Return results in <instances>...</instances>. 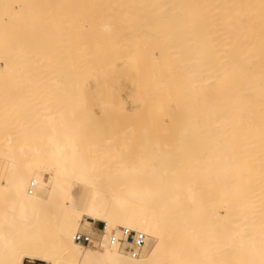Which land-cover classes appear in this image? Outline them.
<instances>
[{
  "label": "bare ground",
  "instance_id": "bare-ground-1",
  "mask_svg": "<svg viewBox=\"0 0 264 264\" xmlns=\"http://www.w3.org/2000/svg\"><path fill=\"white\" fill-rule=\"evenodd\" d=\"M4 48L11 51L7 53L14 55L11 57L10 54L7 55L5 52L6 55H0V60L3 58L4 63L8 66L18 62L15 64L17 67L14 68L16 71L12 70L13 73L4 64L8 68L7 71L13 75L6 72L12 78V81L10 80V82L8 79L9 82H7L8 77L3 72L0 76L4 74L2 77H5L6 80L5 82L1 81L0 77V83L2 86L3 84L6 85V82L7 84L11 83L13 87L8 84L9 89H7L6 85L7 88L4 87V92L2 91L4 88L1 89L0 85V94L3 92L7 96L9 95L10 99L11 94L16 96L20 88L18 86V89L14 90L16 89V83L17 85L22 84L26 89L22 86L20 88V91L23 90L21 93L23 97L21 95L19 97V94L16 97L12 96L15 101L19 100L12 105L14 108L8 105L10 103L9 97L0 96L1 101H5L4 99H6V102L7 100L9 101V103L7 102V108H1L3 105H0L2 109H0V119L4 118V122L0 124L6 123L2 129L8 124L10 126V122L14 121L13 119H16L17 116V121L19 117L27 116L30 113L29 111H31V105H33L34 114H32L34 115V120H36L34 110L37 109L36 111L39 113L41 110L47 111V113H43V111L41 113L45 115L43 117L45 118V127L48 129L47 125H49L50 132L42 128L41 131L47 132V134L42 132L41 135L43 136L40 135V132H38L39 134L33 132L26 135L27 132L24 133L25 131H20L23 133L21 135L19 130L23 128L24 121L28 123L32 119L29 118L31 114L28 115L29 120L26 116V120L21 117L23 121L19 120L22 122V124L19 122L20 125L18 123L15 124V121L12 122L16 126L18 125L19 128L23 125L20 129H16L15 126L16 130L19 129L16 132L19 137L22 136V140L23 136L29 137V135L33 134V137H36L33 138L34 140H37V135H40L42 138L41 142L46 143L44 150L39 143L34 144L38 147L40 146L39 148L42 151H47V153L44 152L47 154H44L47 158H43V160L41 157L43 152L38 154L41 150L38 149L39 152L35 150L37 152L36 155H40L41 160L39 161H45L46 159L45 165L44 162L40 163L38 161V157H35L36 155L33 151L35 155H33L35 157L33 160L42 166L37 165V162H31L32 160L26 162L27 158H30L29 153L33 150L29 152V149L34 148L32 144H25L26 146L31 145V147H22L24 151L20 146L22 149L20 151L24 153L26 151L22 155V157H27L25 158L26 160H23V157V163L18 159L19 157L16 159L15 155L18 156L16 153L19 152V148L16 147V149L12 145H15L18 140L21 141V144L23 142L17 135H12L14 132L12 123L11 140H14V143L13 141H5L4 146L2 138H0L2 143L0 148L6 147L5 149L7 150V152H5L6 150L4 151L7 158L3 159H8V163H10L11 159L9 158L13 154L17 160L11 163L13 164L12 174L7 181V175L12 167L0 157L3 163L5 162V167L7 166L6 164H8V168L10 166L9 169H6L4 165L2 166V161L0 160V166L5 169L3 170L1 167L0 173L3 171L7 173L4 174L7 176L6 180L0 177L2 178L0 191L3 192L9 188L5 194L0 195V264H23L26 258L44 260L53 264H190L189 261L191 259L189 258L194 259L191 264H196V262L197 264H264V205H261L264 204V194L261 196L264 193V0H0V52H4ZM56 48L59 49L58 52H55ZM61 48H65L64 51ZM48 49L52 51L56 49L53 51V57H60L53 62L51 56L47 55L49 60H44L46 57V52L44 51ZM19 50L20 55L17 54ZM66 50H70L72 54L67 53ZM12 51L16 52L13 53ZM32 51L37 54L33 55ZM65 51L67 55H73L75 58L73 51L78 52L76 53L77 59L72 60H79V62H73L72 66L80 63V66L78 64L77 66L79 67L75 66L73 70L75 73L78 70L82 72L80 74L78 71L75 76L80 74L81 80H84L86 84L94 78L102 81H112L115 84L114 79L125 74L131 84L129 86V98L132 96L133 98H137V96L145 98V95L146 100L149 96L157 98L159 100L156 105L157 113L164 114V116L171 109H175L176 111L170 112H175L177 116L180 115V117L178 116L179 120L182 116L181 123L185 121L187 125L188 123L186 122L189 121L188 125L191 126L182 124L183 128H185L184 131L186 127L188 130L187 134L182 132L185 135L184 139L189 140L191 138L190 140H194L192 134H196V138H194L197 140V144L195 143L194 145L192 143V146H194L191 147L190 140H187V147L186 145L184 148L180 147L181 149L179 148L178 152L172 151L173 154L166 153V150L162 149H166L164 146L161 147L156 143L151 145V141L146 142L145 139H141L142 142L143 140L145 141L143 142L145 152H142L143 148H141L140 152L144 156L147 154L146 157L148 159L144 156L145 159L137 158L139 155L136 153V159L132 156L134 161L139 159L136 163H131L130 161V164L126 163L128 162V159H126L127 161L123 166L124 169L117 165L122 169V174L119 177L117 176L120 178L121 183L116 196L112 198L107 189L109 185L106 183V186L102 184V175H99L101 179L96 175V170L90 160L92 158L87 154L90 151L89 147H87L88 149L85 148L89 146V141L86 143L87 137L85 140V134L87 135V133L90 134L91 132L89 136H93L96 132L93 128V130L89 129L86 125L85 128L83 122L80 123L81 121L79 120L84 119V117L85 120L89 121L91 119V122L93 120L89 115L87 116L88 112L85 111L87 109L90 110V105L86 109L87 106L82 105L84 101H80L81 99H87V97L92 99L93 90L90 91L91 89L85 88V91L79 88L81 80L77 82L76 78L80 77L71 78L70 75L74 76V71L70 74L68 73L67 84H72L71 86L68 84L67 89L72 95L75 108H77V110L74 109L76 111L74 115L77 112L79 115L81 114V118L77 114V119L75 120L74 117L67 113L69 106L66 101L64 102L66 99L60 94L62 91L59 89L58 84H62V82H58L59 77L57 75L59 71H56L58 67L56 68L55 64L58 61L59 63L61 61V65L67 64L65 62L62 63L64 58H61L62 54L65 56ZM58 53L60 54L59 56H57ZM25 56H29V58ZM47 57L46 59H48ZM30 59L34 62L31 63ZM27 60L29 63H27ZM5 61L11 62L7 64ZM13 61L14 63L12 64ZM21 61L24 62L22 68L26 64L29 66L32 64L35 71L29 66H25V69H23L27 72L26 69L29 68L30 74L28 72L26 74L21 68L18 71L17 68L21 67L20 64H22ZM39 61H41L43 69H40ZM51 61L54 65H51L53 64ZM35 62L39 65V68ZM35 65H37V69L34 68ZM56 65L60 67L58 63ZM48 66L53 67L55 70L52 68V72ZM72 66L68 68L70 72ZM46 67L48 68L45 73L44 68ZM36 70L38 72L44 70L40 71L38 75L40 78L42 77L40 80L42 84L40 85L48 84L47 87L46 85H44L45 87H41L39 84L36 85V81L40 83ZM48 71L53 73L50 72L53 78H51ZM54 71L56 72L54 73ZM21 72L22 75L20 76ZM31 73L34 77L30 76ZM41 73L46 76V82ZM23 75H28V78L23 77L21 79ZM34 78H37L33 82L35 86L29 82L34 81ZM55 78L57 79L56 81ZM24 79H26V82ZM21 80L23 83L25 82L24 85L26 86L23 83H18ZM103 82L100 83L98 89L101 90V87L104 89L106 83L104 82L103 84ZM112 82H107L108 93L111 90H109L110 85H113L111 84ZM52 86L57 92L51 89ZM33 87L37 88L34 89ZM29 88L35 90V92L38 91V93L41 88H43L42 93H53L52 95L44 94L45 97L41 93L38 95V93ZM10 89L11 91H9ZM113 89L115 90L116 88ZM27 90L31 93L27 92ZM6 91L8 92L6 93ZM78 91H80L82 96L77 95ZM87 91H90L89 93L91 94ZM82 92H84V95ZM101 93L100 96L102 95V98L104 97L105 99L106 90L104 89ZM24 94H28L31 97L34 96L35 100L27 95L24 97ZM88 94L90 96H87ZM115 94L112 97L117 98H114V100L118 101V103L115 101L116 109H111L107 103L105 106L107 105L111 112L112 110L117 111L116 114H118L119 110V112L123 113L124 110L121 107L123 105L119 104L120 98H118L117 93ZM17 97L19 98L16 99ZM96 97L102 100L97 94ZM112 97L110 98L112 99ZM22 98H25V101L29 98L28 103L24 101L25 104H23L22 101L24 99ZM50 98L52 100L56 99V101L51 102ZM43 100L46 101V105L43 104L45 103ZM146 100L142 103L144 108L142 105L143 109L141 107L140 109L138 108L141 110L140 113L145 114L148 110L147 114L150 115L151 112L155 114V110H150L153 109L152 106H148L150 104L149 100H147V103ZM34 101L36 105H34ZM77 101L83 107L79 105V108L76 107ZM87 101L90 102L89 99ZM131 101L133 102V99ZM48 102H51V104ZM56 102L60 105H56ZM95 102H97L96 99ZM107 102L109 103V101ZM153 102H155L154 99ZM20 104L23 105L20 106ZM28 104L29 106H27ZM133 104L136 103L134 102ZM40 105L44 107L38 108ZM26 106L29 107L27 112L24 109ZM47 106L49 110H46ZM60 106L67 107V111H65V108H60ZM21 107L27 114L21 115L23 112L20 111ZM52 107L54 111H52ZM4 108L6 112L3 111ZM15 108L19 109L20 113ZM58 108H60V112H57ZM80 108L83 113L80 112ZM104 108L106 109V107ZM139 110L135 113V110L133 113L132 111L129 112L139 119L141 116ZM9 111H17L15 114L18 115L10 117ZM137 113L139 117L136 116ZM3 114H6L7 118H1ZM43 114H41V117ZM8 116L10 121H8ZM114 116L118 117L119 115ZM154 116L152 119L156 118ZM187 117H190V119ZM5 118L8 123L5 122ZM160 118L162 119V117ZM186 118L189 120H186ZM87 120L85 123L90 122ZM142 120L143 118L137 120V122H142ZM38 121L37 123L35 122V125L41 124ZM77 121H79V125H77ZM130 121L128 120V124ZM132 121L133 124L136 122L135 119ZM150 121L153 123L154 120L148 121L151 125ZM157 121L160 122V120ZM123 122L125 124V121ZM141 122L137 124L140 125ZM29 123L28 126H30ZM156 123L158 122H155V125ZM133 124L130 126H134ZM161 124L160 127H162ZM35 125L32 124L30 128ZM77 126L84 127V131L82 128L77 129ZM95 126L97 125L95 124ZM66 127L69 130L73 129L71 132L65 133L68 131ZM171 127L173 126L171 125ZM155 128L158 129V126ZM6 129L8 130L7 135H9L10 128L7 127ZM61 129H65V132L59 133V131H62ZM193 129L197 130V132L191 134L189 130L192 131ZM23 130H26L25 127ZM77 130L78 133H76ZM4 131L5 129L0 131L1 134H4L3 139L6 134ZM79 131H81V134L85 132L84 136L81 137H84V143L87 145L80 143L82 138ZM110 131L108 132L110 133ZM124 131L127 132L125 129ZM139 131L141 132V130ZM100 132L101 129L99 130ZM49 133L50 135H48ZM102 133L104 134V132ZM45 134L48 135V138L44 136ZM155 134L157 135V133ZM77 135L81 140L78 139ZM117 135L119 137L122 134L120 133L119 135L118 133ZM13 136L19 139L15 142ZM102 136L101 142L104 139ZM28 137H25V140L27 138L30 142L32 137L31 140ZM91 139L93 140L94 138L91 137ZM97 141L99 142V140ZM147 141H149V138ZM7 142H10L9 145ZM32 142L34 143L33 140ZM109 143L106 144L109 145ZM187 143H189L190 147ZM18 145L19 142H17L16 146ZM9 146L11 147L9 148ZM104 146L101 149L104 148L106 152L110 145L107 148V145ZM83 147L87 150V153ZM91 147L90 145V149L94 152L95 147ZM145 147L149 149L147 153ZM46 148L47 150H45ZM8 149H11L10 152ZM12 149H16L13 151H16V153H12ZM98 151L97 153H99ZM0 152L3 154V151ZM8 152L9 155H7ZM21 153L19 152V154ZM26 155H29V157ZM116 156L118 157V155ZM22 157L20 156V159ZM96 157L98 158L100 155ZM99 160H97V163ZM101 160L99 163L103 162ZM113 161L117 162V159L112 160V163H114ZM182 161H187L186 164L188 165L185 166V162L182 165ZM19 165H23L25 168L20 167V169L18 168ZM108 166L109 164L105 168ZM96 168L99 169L100 167L97 165ZM114 169H105L103 174L109 170L112 171V174H115L113 173ZM118 170L120 172V169ZM118 170L115 169L117 172ZM198 171L204 175L203 177H209V180L210 177H212L211 180H217H215V183L213 182L216 185L213 188L216 190L219 188L222 192L221 190L214 191V189L213 191L214 193L219 192V195L222 193V196L220 195L222 198L220 197L221 201L216 198L217 202H215L216 200L211 197L210 201L219 205L221 203L222 206L224 205L223 208L213 204L217 205L213 209L212 203L209 202L212 206L210 208L214 211L207 210V206L204 203L206 200L203 202L202 199H208V196L207 198H201L198 192L202 189L207 190V188H198L199 186H197V189H199L197 190L194 186L201 183L199 178L196 179H199L200 182L197 181L198 183L194 182V184L185 182V185L182 182L183 176L198 174ZM180 175L183 177L181 181L178 180ZM191 176L194 181V176ZM188 177L186 178L185 176L186 181L190 180ZM179 181L180 187H178ZM7 185H11L16 192L12 190L13 194H11L9 191L11 188ZM181 186H184V188ZM204 190H202L203 192L201 191L203 196L208 192L205 191L204 193ZM212 194L213 192L210 196ZM219 195L216 197L219 198ZM258 195L263 198V201L259 199L260 196ZM226 196L227 198H225ZM218 207L224 210L223 213L215 210ZM116 209L121 211L120 216H117ZM98 221L104 222L106 227L102 231L97 232V234L95 233V244L85 246L73 239V234L77 231H94V223ZM166 221H168L169 226L177 230L178 242L176 249L174 248L175 242L172 240L176 232L170 231L166 233L164 231V223ZM122 227L142 231L147 235L146 244L139 257H130L120 250L119 239ZM113 235L116 237L114 242L111 240ZM161 236L167 239L163 240ZM183 258L188 263L182 261ZM196 259L197 261L195 262Z\"/></svg>",
  "mask_w": 264,
  "mask_h": 264
},
{
  "label": "rangeland",
  "instance_id": "rangeland-1",
  "mask_svg": "<svg viewBox=\"0 0 264 264\" xmlns=\"http://www.w3.org/2000/svg\"><path fill=\"white\" fill-rule=\"evenodd\" d=\"M58 48H59V47H58ZM56 49H57V48H56ZM56 49H55V50H56ZM61 49H63L62 51H64L65 48H61ZM55 50H53V51H55ZM58 50H59V49H57L55 52H58ZM8 51H9V50H8L7 48H4V52H0V55H1V54H2V55H6L5 52L7 53ZM16 51H17V50H16ZM16 51H14V52H16ZM53 51L50 50V49H48V50H45L44 52H46V54H45L46 57H47V55H48L49 57L51 56V58H52V60H53V62H54V60L56 61V60L60 57V56H59L60 54L58 53V55H57V56H59L58 58L53 57V53H54ZM66 51H67V53L69 52L70 54H72V52H71L70 50H66ZM66 51L64 52L65 56H64L63 54L61 55V58H64V59H63L64 61H63L62 59H61V60L63 61L62 63L65 62V64H66V63H67V64H66V65H64V64L61 65V64H60L61 61H60V63H59V61L56 62V64L58 63V64L60 65V67H59L58 65L55 64V67H56V68H57V67L59 68V69L57 68V70H56V71H59V73L57 72L58 75H57V73H56V75L59 77V79H58L59 81H58V82H62V84H58L59 86H58V85H57V86H58L59 89L62 91L60 94H62L63 97H64V99H66V100H64V99H61V100H64V102L66 101V104H68V106H69L68 111L66 110L67 107L65 108V107H63V106H60V108H62V109L65 108V111H67V113H69V115H71L72 117H74V120H75V119H77L76 115H77V114L79 115V113L77 112L76 115H74V112H76V111H74V109L77 110V108H75V105H74V101H73L72 95L69 93V89H67V88H68V84H69V83L67 84V82H68V80H67L68 76H67V75H68V73L70 74V73H72V71H74L73 69L75 68V66H77L78 64H79V66H80V63L76 64L77 62H79V60H77V61H73V60H72V59H74V60L77 59V55H76V53H78L77 51H76V52L73 51V54L75 53L74 56H76V58L73 57V55H69V54L67 55ZM9 52H11V51H9ZM12 52H13V51H12ZM14 52H13V53H14ZM26 52H28V51H26ZM59 52H60V51H59ZM23 53H25V52H23ZM29 53H31V52H29ZM41 53H42V52H41ZM47 53H48V54H47ZM61 53H62V52H61ZM8 54H10V53H7V55H8ZM15 54H16V53H15ZM17 54L20 55V50H19V53H17ZM32 54L34 55L35 53L32 51ZM36 54H37V53H36ZM36 54H35V55H36ZM10 55H11V57H13L12 55H14V54H10ZM10 55H9V57H10ZM28 55H29V54H28ZM30 55H31V54H30ZM33 55H31V56H33ZM55 55H56V54H55ZM66 55H67V58L65 59ZM62 56H64V57H62ZM25 57H26V56H25ZM25 57H24V59H25ZM44 57H45V56H44ZM46 57H45L44 60H49V57H47L48 59H46ZM26 58H29V56H27ZM42 58H43V56H42ZM51 58H50V59H51ZM54 58H55V59H54ZM22 59H23V58H22ZM24 59H23V60H24ZM36 60H38V59L36 58ZM71 60H72V61H71ZM11 61H12V60H11ZM11 61H10V62H11ZM16 61H17V60H16ZM19 61H20V60H19ZM27 61H28V60H27ZM31 61H32V62H31ZM5 62H7V64L10 63V62H8V61H5ZM17 62H18V61H17ZM17 62H16V63H17ZM21 62H22V61H21ZM25 62H26V60H25ZM30 62L33 63L34 61H33L32 59H30ZM39 62H40V63H39ZM39 62H38V63L41 65V66H40V67H41L40 69H43V66H42V64H41V61H39ZM47 62H48V61H47ZM53 62L51 61V63H53ZM69 62H70V63H69ZM73 62H76V63H75L76 65L73 64L74 66H72V63H73ZM13 63H14V61L12 62V64H13ZM16 63H14L13 65H9V66H8V65H6V64L4 63V59L2 58V59L0 60V75H1V73H3V72H4V73H6V72L8 73V72H9V71H7L8 68H10V69H9L10 71H12V70L14 71V70H15L14 68L17 67V65H15ZM23 63H24V62H22V64H20L21 67L18 66V67H19V68H17L18 71L20 70V68L24 71V69H25L24 67H25V66H29L28 64H26V65L23 66V68H24V69H23V68H22ZM27 63H29V61H28ZM35 63H36V62H35ZM43 63H45V62L43 61ZM4 64L6 65V67L8 66V68H6V67L4 66ZM36 64H37V63H36ZM49 64H50V63H49ZM68 64H69V65H68ZM14 65H15V66H14ZM37 65H38V64H37ZM37 65H35L34 68L37 69V67H36ZM44 65H45V64H44ZM51 65H54V63L51 64ZM13 66H14V67H13ZM64 66L66 67V69H65ZM71 66H72V68H71L72 70L70 69V70H71V72H70L68 68H70ZM79 66H77V67H79ZM4 67L6 68V70H5ZM29 67H32V64H31V66H29ZM44 67H45V66H44ZM48 67H49V66H48ZM48 67L44 68L45 71H44V70H40V71H44V72L46 73V70H47ZM73 67H74V68H73ZM26 68H27V67H26ZM38 68H39V65H38ZM49 68H50L51 71L53 72V70H52L53 67H52V68L49 67ZM2 69H4V70L1 71ZM28 69H29V68H28ZM28 69H26V70H27V72L30 74L31 71H30V70L28 71ZM32 69H33V67H32ZM53 69H54V68H53ZM67 69H68V70H67ZM76 69H77V68H76ZM76 69H75V70H76ZM79 69H80V68H79ZM54 70H55V69H54ZM81 70H82V69H81ZM13 71H12V73H13ZM15 71H16V70H15ZM18 71H17V72H18ZM33 71H35V70L33 69ZM40 71H39V72H40ZM51 71H48L49 75H50V72H51ZM56 71H54V73H55ZM78 71H79V72H78ZM78 71H76V73H75V71H74V72H73L74 76L72 75V76H73V77H72V76L70 75V77H71V78H76V77H78V76L82 73L80 70H78ZM24 72H25V71H24ZM27 72H25V73L27 74ZM36 72H37V73H36ZM36 72H34V73H36V75H38L39 72H38L37 70H36ZM52 72H51V73H52ZM77 72H78V73L81 72V73H80L78 76H75L76 74H78ZM7 73H6V75H7V77H8V78L6 77V78H7V82H9L10 80L12 81V78L9 76L10 72H9V74H7ZM12 73H11L10 75H12ZM42 73H43V72H42ZM42 73H41V74H42ZM15 74H16V73H15ZM17 74H19V73H17ZM23 74H24V73H23ZM29 74H28V75H29ZM52 74H53V73H52ZM3 75H4V74H3ZM3 75H2V76H3ZM21 75H22V72H21L20 76H21ZM28 75H27V76H26V75H25V76L23 75L21 79H23V77H24V78H25V77L28 78ZM33 75H34V74H33ZM46 75H47V74H46ZM54 75H55V74H54ZM2 76H0V77H1V81H4V82H5L6 79H5V77L3 78ZM12 76H13V75H12ZM15 76H17V75H15ZM15 76H14V78H15ZM20 76H19V77H20ZM30 76H32V73H31ZM42 76L45 78V82H46V79H47L46 76L43 75V74H42ZM50 76H51V75H50ZM50 76H49V77H50ZM57 76H56V77H57ZM80 76H81V75H80ZM80 76H79V77H80ZM32 77H34V76H32ZM35 77H37V76H35ZM38 77H39V75H38ZM49 77H48V79H49ZM58 77H57V78H58ZM10 78H11V79H10ZM29 78H30V77H29ZM51 78H53V77L51 76ZM8 79H9V81H8ZM30 79H32V78H30ZM41 79H42V77H41V78L39 77V80H38V81H40ZM68 79H69V78H68ZM76 79H77V82H78L79 80H81V77H80V78H76ZM116 79H117V80H116ZM116 79H114V80H115V82H114L115 84H113L112 81H104V80H103V81L106 83V85H104V89L106 90V94H107V95H105V97H106V98L108 97L107 99H106V98L104 99V97L102 98V95L100 96V94H102L101 92H103V90H104V89H102L103 87H101V90H102V91H101L100 89H98V87H100V83L103 82L101 79H97V78L91 79V81H89L88 84H86V83L84 82V80H83V81L81 80V86H82V87L79 85V86H80L79 88H82V90H85V91H86V89H88V90L91 89L90 91L93 90L92 94L89 93L90 91H89V92L87 91L89 94H91V95H93V96L91 97L92 99H90V98L87 97V99L90 100L91 104H89L90 102L87 101L86 98H85L86 100H85V99H84V100L81 99L80 101H84V102H82V105L84 104L85 106H87L86 109L88 108V105H90V110H88V109H87L88 111L85 110L86 112H88L87 116L89 115V117L92 118L93 120H94V118H96V119H95V121L92 120V122L90 121V120H91L90 118H88V119H90V120H89L90 122L86 119L89 123H85V122H86L85 117H84V119H79V120L81 121L80 123L83 122V124H84L83 126L86 125L89 129H92V128H93L94 131L96 132L97 136H96L95 132H94L95 135H93V136H89V135H91V132H90V131H89L90 134L87 133V135H88L89 137L85 134V132H83V133H82L83 135H82V134H81V131H82V129H83L84 127L82 128V126H80V127L77 126V129L82 128L81 131H79L80 134H81L80 137H81V136H84V134H85V136H84V137H85V140H86V137H87V141H86V143L89 141V142H88L89 146H86V147L84 146L86 149H88L87 147H89V150H90L89 153L86 152L87 150H85L84 147H83V149H84L85 152L88 154V156L92 158V159H90V160H91V162H92V164H93L94 169L96 170L95 172H96V175L98 176V178L101 179V176H99V175H102V179H101V181H103L102 184H104L105 186H106V184L109 185V188H108V186H107V189H108V192L111 194V197H112V198H113L114 196H116V194H117V192H118V189L120 188V185H119V184L121 183V180H120V178H118V177L122 174V169L119 168V167H122V168H123V166L125 165V162L127 161L126 159H128V162H126V163H129V161H130L131 163H136V162L139 160V159H137V161H136V160L134 161V158H135V156H137V155H139V156H137V158H142V159H143V158L145 157L146 159H148V158L146 157V155H147L146 153H147L148 150H149L147 147H145V148L147 149V150H146V153H145V154H146L145 156H144V154H142V153L140 152V151H141V148H143V151H142V152H145V151H144V145H143L144 143H143V142H145V141H146V142H150V141H151V142H150L151 145H152V143H154V144L156 143V144L160 145L161 147L164 146L166 149H164V148H162V149H163V150H166V151H165L166 153H167V152H168V153H173V152H176L177 150H179L180 147H183V148H184L185 145H186V142H187V140H188V139H184V138H185V135L182 134V132H185V134L188 133V132H187V131H188V130H187V127H186V130L184 131L185 128H183V125H182L183 123H184V125H186V124H185V121H182L183 123H181V118H182V116H181V118H180V120H179L178 118L180 117V115H178V116H179V117H178V116L176 115L175 112L171 113L172 111H176L175 109H173V110L171 109V110H170L171 112H170V111L167 112V113L165 114V116H164V114H160V113L158 114V113H157L156 105H157V103L159 102V100H158L157 98H155V97L149 96V97H147V100H149V102H150V104H148V106L151 105L153 109H150L151 106L148 107V108H149L150 110H152V111L155 110V114L152 113V112H151V113L149 112L150 115H151V116H150L149 114H147L148 110H147V112L145 113L146 115L143 114V113H140L141 110H139V109H140L141 105H142V107L144 108V105H143L142 103L144 102V100H146V99H145V98H146V95H145V98H144V97L142 98V96H137V98L134 97V98H136V99H134L133 96L129 98V96H128V95H129V86H131V84L129 83V79L127 78V76H126L125 74H123V76L121 75V76L117 77ZM13 80H14V79H13ZM15 80H16V78H15ZM24 80H25V82H26V79H24ZM36 80H37V78H36V79L34 78V81H32V82L29 81V80H28V81L31 83V85L33 84V86H35V83H33V82H35ZM56 80H57V79L55 78V81H56ZM114 80H113V81H114ZM11 81H10V82H11ZM50 81H51V80H50ZM55 81H54V83H55ZM70 81H71V79H70ZM4 82H3V83H4ZM7 82L5 83V84L7 85V87H8V84L11 85L10 87H13V86H12L13 84H11V83H8V84H7ZM14 82H15V81H14ZM25 82H24V83H25ZM48 82H49V81H48ZM58 82H57V83H58ZM71 82H72V81H71ZM104 82H103V84H104ZM107 82H108V83H109V82H112L111 84H113V85H110V84H109V85H110L109 90L111 89L110 92H109V93H110V96H109L108 89H107L108 87L106 88V86L108 85ZM12 83H13V82H12ZM18 83H23V82H22V80H21V81H18ZM24 83H23V85H24ZM43 83H44V80H43ZM26 84H28V83H26ZM38 84H39V85L42 84V81H40V83H38V82L36 81V85H38ZM51 84H52V83H51ZM71 84H72V83H71ZM71 84H69V85L71 86ZM0 85H1V87H2L1 89H3L4 87L7 88L6 85H4V84H3V86H2V84L0 83ZM44 85H46V84H44ZM44 85H43V86H44ZM47 85H48V84H47ZM47 85H46V87H47ZM53 85H54V84H53ZM98 85H99V86H98ZM18 86H19L20 88L23 87L22 84H21V85H17V83H16V89H14V90H17V89H18ZM21 86H22V87H21ZM24 86H26V85H24ZM28 86H30V85L28 84ZM40 86H41V85H40ZM43 86H41V87H43ZM54 86H55V85H54ZM70 86H69V87H70ZM87 86H88V88H87ZM102 86H103V85H102ZM113 86H114V87H113ZM37 87H38V86H37ZM37 87H35V88H37ZM44 87H45V86H44ZM58 87H57V88H58ZM112 87H113V88H116V89L114 90ZM117 87H118V88H117ZM125 87H127V88H125ZM5 88H4L2 91L5 92ZM20 88H19V91H20ZM23 88L26 89V87H23ZM33 88H34V87H33ZM35 88H34V89H35ZM85 88H86V89H85ZM124 88H125V89H124ZM7 89H9V87H8ZM7 89H6V90H7ZM11 89H12V88H11ZM11 89H10L9 91H11ZM29 89H31V88H29ZM39 89H40V87H39ZM42 89H43V88H41V90H39V91H40L39 93H38V91L35 92V90H33V89H31V90H33L35 93H38V95H39L40 93H41L42 95H44V94H46V95H48V94H49V95H52V93H53V92H52V93H48V94H47V93H42V91H43ZM44 89H45V88H44ZM48 89H49V88H48ZM48 89H47V90H48ZM51 89L54 90L53 86L51 87ZM37 90H38V89H37ZM57 90H58V89H57ZM60 90H58V91L60 92ZM12 91H13V90H12ZM19 91H18V92H19ZM54 91H56V90H54ZM80 91H81V90H80ZM80 91H78L79 93L76 92V93H78V94H77L78 96L81 95V94H80ZM85 91H84V92H85ZM96 91H97V92H96ZM0 92H1V91H0ZM7 92H8V91H6V93H7ZM16 92H17V91H16ZM18 92H17V95H16V96H18V94H19V97H20V95H21V93L23 92V90H21L20 93H18ZM27 92H30V91L27 90ZM44 92H45V90H44ZM46 92H47V91H46ZM56 92H57V91H56ZM84 92H82L83 95H84ZM95 92H96V94L98 95V97H100L102 100H99L97 97L95 98V96H96ZM104 92H105V91H104ZM11 93H12V92H11ZM24 93H25V91H24ZM30 93H31V92H30ZM76 93H75V94H76ZM115 93H117V94H118V98H120V100H119V104H120V105H123V106H121V107H123L122 109L124 110L123 113H122V112H119L120 110L118 111V114H116L117 111H115V110H112V112L110 111V108H111V109H116V102H115V101H117V100H114V98H115V99H117V98H116V97H114V98L112 97V96H114ZM54 94H56V93H54ZM60 94H59V95H60ZM89 94H88L87 96H90ZM104 94H105V93H104ZM1 95H4V96H2V97L7 96V95L3 94V92H2V94H0V96H1ZM11 95H12V96H15L14 94H11ZM11 95H10V96H11ZM26 95H27L29 98H34V96L31 97V96H29L28 94H26ZM26 95L24 94V97H25ZM33 95H34V94H33ZM62 95H60V96H62ZM115 95H116V94H115ZM12 96H11V99H10L9 95L7 96V97H9L8 100L10 99V100H9L10 103L13 102L12 104H10L9 101L7 100V102L9 103L8 105H10V106H12V105L14 104V102L19 101V100L15 101V99H13ZM16 96H15V97H16ZM21 96L23 97V95H21ZM40 96H41V95H40ZM44 96H45V95H44ZM44 96H41V97H44ZM53 96H54V95H53ZM53 96H52V98H54ZM81 96H82V95H81ZM147 96H148V95H147ZM7 97H5V98H7ZM19 97H17L16 99H18ZM36 97H37V96H36ZM45 97H46V96H45ZM48 97H49V96H48ZM50 97H51V96H50ZM84 97H85V96H84ZM84 97H82V98H84ZM110 97H112V99H111ZM29 98H28V100H29ZM52 98H50V99H51V100H50L51 102H53L54 100L56 101V99H57V97H55L56 99H54V100H52ZM59 98H61V97H59ZM79 98H80V97H79ZM121 98H122V99H121ZM2 99H4V98H2ZM22 99H24V100L22 101L23 104H25V102L28 103V100L25 101V100H26L25 98H22ZM45 99H46V98H45ZM95 99L97 100V102H95ZM131 99H133V102L131 101ZM142 99H143V100H142ZM153 99L155 100V102H153ZM4 100H5V101H1V98H0V102H2V103L5 102V103H3V104L0 103L1 106L3 105L1 108H3V107L7 108V102H6V99H4ZM11 100H13V101H11ZM34 100H35V98H34ZM46 100H47V99H46ZM59 100H60V99H59ZM78 100H79V99H78ZM140 100H141V101H140ZM147 100H146V103H147ZM24 101H25V102H24ZM32 101H33V100H32ZM44 101H45V100H43V102H44ZM55 101H54V102H55ZM99 101H101V102H99ZM105 101H106V102H105ZM107 101H109L110 105H109V103H108ZM136 101H137V102H136ZM157 101H158V102H157ZM37 102H39V101H37ZM51 102H48V103L51 104ZM58 102L60 103V101H58ZM64 102H63V104H65ZM85 102H86V103H85ZM88 102H89V103H88ZM134 102H135L136 104H133ZM19 103H20V102H19ZM19 103H18V104H19ZM78 103H79V101H77V103H76L77 106H76V107L79 108V106H82V105H81V104L79 105ZM92 103H93V104H92ZM101 103H102V104H101ZM106 103H107V105H108L110 108H109L107 105L105 106ZM117 103H118V101H117ZM122 103H123V104H122ZM146 103H145V104H146ZM23 104H22V105H23ZM30 104H31V103H30ZM39 104H41V103L39 102ZM39 104H38V105H39ZM43 104L46 105V101H45V103H43ZM86 104H87V105H86ZM15 105H16V103H15ZM22 105L20 104V106H22ZM34 105H36V104H35V101H34ZM52 105H53V104H52ZM56 105H60V104H58V103L56 102ZM56 105H55V106H56ZM61 105H62V101H61ZM78 105H79V106H78ZM102 105H103V106H102ZM126 105H127V106H126ZM146 105H147V104H146ZM24 106H25V105H24ZM27 106H29V104H28ZM27 106H26V107H27ZM41 106H43V105H40V107L38 106V108H41ZM64 106H65V105H64ZM85 106H84V107H85ZM154 106H155V108H154ZM12 107L14 108V106H12ZM12 107H10V108H12ZM17 107H19V106H17ZM26 107H24V109H25V111L27 112V110H28L29 107H27V108H26ZM31 107L34 108L33 105H31ZM35 107H36V106H35ZM43 107H44V106H43ZM47 107H48V106H47ZM47 107H46V108H47ZM82 107H83V106H82ZM91 107H92V108H91ZM104 107H106V109H105ZM118 107H120V106H118ZM118 107H117V108H118ZM121 107H120V108H121ZM124 107H125V108H124ZM133 107H134V109H133ZM142 107H141V108H142ZM1 108H0V109H1ZM5 108L3 109V111L6 112V109H5ZM10 108H8V109H10ZM13 108H12V109H13ZM21 108H22V107H21ZM21 108H20V111H23V108H22V109H21ZM32 108H30L31 111L28 110V111L30 112L29 114H31V117H30L29 114L25 113L24 111L22 112L23 114L21 113V115L27 114V116H26V115H24V116H21V115H20V116H21L24 120H26V118L28 119V115H29V118H32V119H33V118H34V115H33L34 113H33ZM46 108H45V109H46ZM54 108H55V107H54ZM60 108L57 109V112L59 111ZM107 108H109V109H107ZM138 108H139V109H138ZM143 108H142V109H143ZM55 109H56V108H55ZM82 109H83V108H82ZM84 109H85V108H84ZM145 109H146V108H145ZM145 109H144V110H145ZM1 110H2V109H1ZM15 110L18 111L19 109H16V108H15ZM15 110H14V111H15ZM36 110H37V109H36ZM36 110H34V111H35V119L37 120V118H38V120H39V118H40V120H39V121L37 120V121H38L39 123H41V124H40V125H39V124L35 125V122L37 123V121L34 120V119H33V121H32V119H31V120L29 121L30 123L28 122V123L30 124V126H28V123H26V121H24V122H25V124L23 123L24 126H23V125L20 126V128H22V126H23V128H22L21 130H19V129H20L19 126L17 125V126H18V127H17L15 124H17V123L19 124V122H20L19 120L21 119V120L23 121V119H22L21 117H19V120L17 121L16 119H18V118H17V117H18V116H17L18 114H17V115L15 114V113H17V111H16V112H11V111H9V115H10V117H12L13 115H15V117H16V116H17V117H16V119H13V118H12L15 122H14V121H11V122H10V126H9V124H8V125L5 126L3 129H2V127H3L4 124H6V123H4V124H0V127H1V128H0V131H1V130L3 131V130L5 129L4 132L6 133L5 136H4V139H3V135H4V134H1V132H0V135H1L0 138H2L1 140H2L4 146H5V143H6L5 141H11V142L13 141V143H14V140H11V137H12V136H11V132H13V129H14V132L12 133V135H14V136L17 135L18 137H19V134L16 132V131H18V130H19V133L24 132V131H25L24 133L27 132L26 135H28V133L31 134V133H33V132H36V134H39L38 132H40V135H41V133L43 132V134H44L45 131H41L42 128H43V129H46V127H45V126H46V124H45V118H43L45 115H44L43 113H45V112L47 113V111L44 112V110H41V111H43V113H41V111H40V113H39V112L36 111ZM46 110H49V107H48ZM79 110H81V108H80ZM134 110H135V111H134ZM138 110H139V113H140L141 116H142V117H141V116L139 117V116H138V113H137L136 116L139 117V119L136 118L135 116H133V114H130L131 111H132V113H133V111H134V113H135V112H137ZM144 110H143V111H144ZM52 111H54V110H53V107H52ZM55 111H56V110H55ZM82 111H83V110H81L80 112H82ZM101 111H103V112H101ZM129 111H130V112H129ZM143 111H142V112H143ZM18 112H19V111H18ZM48 112H49V111H48ZM59 112H60V111H59ZM125 112H128V113H125ZM11 113H12V114H11ZM13 113H14V114H13ZM19 113H20V112H19ZM32 113H33V114H32ZM63 113H65V112L63 111ZM82 113H83V112H82ZM100 113H101V114H100ZM105 113H106V114H105ZM109 113H110L111 115H110ZM121 113H122L123 115H122ZM168 113H169V114H168ZM174 113H175V115H174ZM177 113L180 114L179 112H177ZM41 114H43L42 117H41ZM153 114H154L155 116H154ZM167 114H168V117H167ZM3 115H4V114H3ZM3 115L1 116V118H3V117H6V118H7L6 114H5L4 116H3ZM82 115H83V114H82ZM98 115H99V116H98ZM102 115H103V116H102ZM107 115H109V117H107ZM114 115H119V116L117 117V116H114ZM124 115H125V116H124ZM126 115H127V116H126ZM134 115H135V114H134ZM144 115H145V116H144ZM159 115H162V116H160V117H162V119L159 117ZM25 116H26V118H25ZM87 116H86V117H87ZM110 116H111V117H110ZM112 116H113V117H112ZM143 116H144V117H143ZM147 116H148V117H147ZM153 116H154V118H155V117H156V118H155V119H152ZM172 116H174V117L172 118ZM15 117H14V118H15ZM75 117H76V118H75ZM78 117L81 118V114H80ZM115 117H116V118H115ZM121 117H122V118H121ZM129 117H130V119H129ZM149 117H150V118H149ZM6 118H5V122L8 123V121H10L9 116H8V119H9L8 121H7ZM41 118H43V119H42L43 122H42ZM99 118H103V119H99ZM111 118H113V119H111ZM114 118H115V119H114ZM123 118H124V119H123ZM142 118H143L142 122H141V121H138V122H141V124H140V125L137 124V123H138L137 120H141ZM145 118H147V119H145ZM174 118H175V119H174ZM187 118L190 119V117H187ZM187 118H186V120H189V119H187ZM97 119H98V121H97ZM107 119H108V120L110 119L111 121H110V120L108 121ZM122 119H123V121H125V124H124V122L122 121ZM133 119H135V121H136L137 123L135 122V123L133 124V121H132ZM136 119H137V120H136ZM163 119H164V120H163ZM170 119H171V120H170ZM0 120H2L0 123H3V122H4V121H3L4 118H3V119H0ZM28 120H29V119H28ZM83 120H84V121H83ZM99 120H100V121H99ZM112 120H113L115 123L117 122L116 125H115V123H114ZM128 120H129V121L131 120L132 122L130 121L129 124L131 123L130 125L133 124L134 126H130V125L128 124ZM149 120H154L153 123L150 121V122H151V125H150V123L148 122ZM157 120H160V122L157 121ZM182 120H184V119H182ZM16 121H17V122H16ZM31 121H32V122H31ZM96 121H97V122H96ZM143 121H144V122H143ZM146 121H147L148 124L146 123ZM173 121H174V122H173ZM12 122H14L15 124L12 123ZM78 122H79V121H77V123H78ZM95 122H96V123H95ZM106 122H107V123H106ZM112 122H113V123H112ZM120 122H121L122 124H118V123H120ZM155 122H158V123H156V125H155ZM169 122H171V123H169ZM11 123L13 124V125H12V128H13V129H11ZM42 123H43L44 125H43ZM80 123H78L77 125H79ZM90 123H92L93 125L90 124ZM102 123H103V124H102ZM110 123H111V124H110ZM143 123H145V124H143ZM160 123H162V124H161L162 127L165 126L164 128H165L166 130H165L164 128L160 127ZM164 123H165V124H164ZM166 123H167V125H166ZM186 123L189 124V121L186 122ZM20 124H22V122H20ZM20 124H19V125H20ZM26 124H27V126H25ZM32 124L35 125L34 127H32L33 129L35 128V130H33L32 128H30V127L32 126ZM95 124H96L97 126H95ZM98 124H100V125H104V126H100V125H98ZM113 124H114V126H113ZM136 124H137V125H136ZM169 124H171L173 127L170 128L171 125H169ZM177 124H178V125H177ZM179 124H180V126H179ZM188 124H187V125H188ZM1 125H2V126H1ZM81 125H82V124H81ZM109 125H110V126H109ZM118 125H119L120 127H119ZM123 125H125L127 128H126L125 126H123ZM127 125H128V126H127ZM138 125H139L140 129H139V127H137ZM141 125H142V126H141ZM143 125H144V126H143ZM149 125H150V126H149ZM163 125H164V126H163ZM187 125H186V126H187ZM15 126H16V129H17V128H19V129L16 130V129H15ZM41 126H42V127H41ZM43 126H44L45 128H44ZM86 126H85V128H86ZM157 126H158V129L155 128V127H157ZM188 126L191 127L190 125H188ZM7 127L10 128V130H11V131L9 130L10 138H9V135H7V132H8V130L6 129ZM24 127H25L26 130H23ZM102 127H103V128H102ZM112 127H114L115 129L113 128V130H112ZM123 127H124V128H123ZM131 127H134V128H131ZM136 127H137V128H136ZM153 127H154V128H153ZM167 127H169V128H167ZM180 127H181V128H180ZM184 127H185V126H184ZM189 127H188V128H189ZM47 128H48V129H46V130H47L48 132H50V131H49V129H50L49 125H47ZM66 128H67V127H66ZM66 128H65V129H66ZM85 128H84V129H85ZM88 128H87V129H88ZM96 128H97V129H96ZM118 128H119V129H118ZM148 128H149L150 130H149ZM160 128H161V129H160ZM172 128H173V129H172ZM28 129H31V130L28 131ZM65 129H64V130H65ZM72 129H73V128H72ZM72 129L69 130V128H67L68 131H66V132H65L64 130L61 129L62 131H61V132L59 131V133H64V132L67 133V132H71ZM84 129H83V131H84ZM87 129H86V130H87ZM89 129H88V130H89ZM93 129H92V130H93ZM100 129H101V132L99 133V130H100ZM107 129L111 130L110 133L108 132L109 130L107 131ZM120 129H121V130H120ZM124 129L127 130V132H125ZM145 129H146V130H145ZM168 129H169V131H167ZM189 129H191V128H189ZM74 130H76V128H74ZM114 130H115V131H114ZM130 130H131L132 132H131ZM139 130H141V132H140ZM142 130H143V131H142ZM151 130H152V131H151ZM156 130H157V131H156ZM181 130H182V131H181ZM194 130H195V129H193L192 131H191V130H189V131L191 132V134H192L193 132H197V130H195V131H194ZM20 131H21V132H20ZM30 131H31V132H30ZM57 131H58V130H57ZM150 131H151V132H150ZM162 131H163V132H162ZM4 132H3V133H4ZM86 132H87V131H86ZM102 132H104L105 135H104ZM111 132L114 134V138H113V134H112ZM159 132H160V133H159ZM190 132H189V134H190ZM15 133H16V134H15ZM45 133L47 134V132H45ZM76 133H78V130L76 131ZM92 133H93V131H92ZM101 133H102V134H101ZM118 133H119V135H120V133H121L122 135H120V136L118 137V135H117ZM125 133H126V135H125ZM155 133H157V135H156ZM162 133H163V134H162ZM178 133H179V135H178ZM46 134H45L44 136H47V138H48V135H50V133H49L48 135H46ZM128 134H129V135H128ZM130 134H132V135H130ZM134 134L137 135V136H135ZM146 134H148V135H146ZM153 134H154V136H153ZM160 134H161V139H160ZM21 135H23V133H21ZM40 135H37V136H38V137H37L38 139H37V140L35 139L36 141L33 139V138H36V137H33V136H34L33 134H32L31 136L29 135V137H28V136H25V137L30 138V140H31V137H32V140L34 141V143L32 142V140L29 142L27 138H26V140H25V137H24V136H23V140H24V141H23V140L21 139L22 136H20L19 138L22 140V142H23L24 144H23V143H22V144L20 143L21 141L18 140V139H19L18 137H15V138H14V136H13V138L15 139V142L18 140L17 142H19V145H18L19 147L16 146V145H17V142H16L15 145L13 144L12 146L15 147V148H16V147L19 148V152H20V153L22 152L21 154H19V152H17V153H16V151L13 152V151L16 150L17 148L14 149V150L12 149V153H16V154H18V156H16V155L14 154L15 157H16V159H17V157H19L18 159L22 161V159H23V157H24L23 160H26L25 158H27V157H25V156L22 157V155L26 153V151H25V153L23 152V151H24L23 148L26 146L25 144H28V145H29V144H32V145L34 146V148L36 147V149H34L33 147H32L31 149H29V148L31 147V145H30V146L27 145V146L29 147V148H28V149H29V152H30L32 149H33V150L31 151V153H29L31 159H30V158H27L26 162H29V161H31V160H32L31 162H37V161L33 160L35 157H38V158H37L38 161L41 160V158L39 157L40 155L37 156L36 154H37V152H39L38 149L41 150V148L43 147L42 149L44 150V146L46 145V143L44 144V143L41 142L42 138L40 137ZM101 135H103L102 137L104 138V139L102 140V142H101ZM115 135H116V136H115ZM127 135H128V136H127ZM155 135H156V136H155ZM181 135H182V136H181ZM195 135H196V134H195ZM195 135L192 134V136H194V137H195ZM35 136H36V135H35ZM41 136H43V135H41ZM94 136H96V137H94ZM166 136H167V137H166ZM183 136H184V137H183ZM6 137H7V139L5 140ZM77 137H78V135H77ZM84 137H83V138L81 137L82 140H81L79 137H78V139H80V140L83 142V143H82V142L80 141L81 144H85V145H87L86 143H84V142H85V141H84ZM91 137H93L95 140H94V139L92 140ZM97 137H98V138H97ZM121 137H122V140H121ZM125 137H126L127 139H126ZM147 137L149 138V141H147V140H148ZM152 137H153V138H152ZM164 137H165V138H164ZM181 137L183 138V140H181V139H182ZM194 137H193L194 140H190L191 138L189 139L190 141L188 140L189 143H190V145H191V147H193V146L195 145V143L197 144V140L195 139L196 137H195V138H194ZM16 138H17V139H16ZM39 138H40V139H39ZM43 138H44V137H43ZM45 138H46V137H45ZM47 138H46V140H47ZM96 138H97V139H96ZM115 138H116V139H115ZM150 138H151V139H150ZM158 138H159V139H158ZM177 138H178V139H177ZM8 139H9V140H8ZM112 139H113V140H112ZM130 139H131V140H130ZM141 139H145V141L143 140V142H142ZM146 139H147V140H146ZM155 139H156V140H155ZM165 139H166V142H165ZM179 139H180V140H179ZM38 140H39V142H37ZM43 140H44V139H43ZM46 140H45V141H46ZM91 140H92V142H91ZM97 140H99L100 144H99V142H98ZM106 140H107V141H106ZM137 140H138V141H137ZM160 140H161V141H160ZM25 141H27V143H25ZM45 141H44V142H45ZM93 141H94L95 143H94ZM110 141H111V142H110ZM121 141H122V142H121ZM154 141H155V142H154ZM159 141H160V142H159ZM169 141H170V142H169ZM182 141H183V142H182ZM192 141H196V142H192ZM46 142H47V141H46ZM90 142H91V144H90ZM103 142H104V143H103ZM109 142H110V143H109ZM167 142H168V143H167ZM180 142L183 143V144H181ZM184 142H185V144H184ZM9 143H10V142H9ZM9 143L7 142L8 145H9ZM38 143H39V145H41V148H39L40 146L38 147V146L34 145V144H38ZM40 143H42L43 145L40 144ZM92 143H93V144H92ZM106 143H109L110 148H107V147H109V145L106 144ZM117 143H118V144H117ZM159 143H160V144H159ZM170 143H171V144H170ZM189 143H187V144H188V146L190 147ZM192 143L194 144L193 146H192ZM0 144L2 145L1 142H0ZM94 144H95V146H93ZM163 144H164V145H163ZM23 145H24V146H23ZM47 145H48V144H47ZM90 145H91L92 147H95V148H94V149H95V150H94L95 153L90 149ZM104 145H107V146H106V148H107V149H106V152H109V153H106V152H105V149H104L105 146H104ZM114 145H115V146H114ZM135 145H136V146H135ZM137 145H138V146H137ZM171 145H172V146H171ZM174 145H175V146H174ZM176 145H177V146H176ZM6 146H7V145H6ZM20 146H21V148L23 147V148H22L23 151H20V149H21ZM27 146H26L25 148H27ZM98 146H99V147H98ZM103 146H104V148H103L104 150L101 149V147H103ZM139 146H140V147H139ZM173 146H174V147H173ZM10 147H11V146H9V148H10ZM37 147H38V148H37ZM45 147H46V146H45ZM47 147H48V146H47ZM92 147H91V148H92ZM112 147H113V148H112ZM117 147H118V148H117ZM131 147H132V148H131ZM133 147H134V149H133ZM136 147H137V148H136ZM186 147H187V145H186ZM1 148H2V147H1ZM1 148H0V151H3V154L0 152V157H1L2 160L4 161V160H6V159H3V158H5V157L7 158V156L5 155L6 153H4V151L6 150V149H5L6 147H3L2 150H1ZM96 148H97V150H96ZM119 148H120V150H119ZM22 149H21V150H22ZM109 149H110V150H109ZM170 149H171V150H170ZM180 149H181V148H180ZM8 150H9V152H10L11 149H8ZM25 150H27V149H25ZM35 150H38V151L35 152ZM45 150H47V148H46ZM98 150H99V151H98ZM107 150H108V151H107ZM121 150H122V151H121ZM128 150H129V151H128ZM132 150H133V151H132ZM33 151H34V153H35L36 156L34 155ZM97 151H98L99 153H97ZM110 151H111V152H110ZM119 151H121L122 153L119 152ZM172 151H173V152H172ZM5 152H7V150H6ZM9 152L7 153V155H9ZM42 152H43V156L41 155L42 159H43V158H47L46 156H44V154L47 153V151H42V150H41V152L38 153V154H41ZM44 152H45V153H44ZM90 152H91V153H90ZM103 152H104V154H103ZM127 152H128V153H127ZM133 152H134V153H133ZM139 152H140V154H138ZM177 152H178V151H177ZM32 153H33V154H32ZM93 153H94V155H93ZM113 153H114V154H113ZM136 153H137V155H135ZM27 154H28V152H27ZM90 154H91V155H90ZM98 154L100 155V157L97 158L96 156H99ZM112 154H113V155H112ZM133 154H134V155H133ZM173 154H174V153H173ZM2 155H3V157H2ZM33 155H34L35 157H33ZM45 155H47V154H45ZM106 155H107V156H106ZM108 155H109V156H108ZM116 155H118V157H117ZM11 156H12V157L9 156L10 158L8 157L9 159H11V160L9 161L10 163H8V159L6 160V163H8L9 165H11V167H12L13 164H11V163H13V161H15L16 159H15V157L13 156V154H12ZM20 156L22 157L21 159H20ZM26 156L29 157V155H26ZM101 156H102V157H101ZM132 156H133L134 158H133ZM143 156H144V157H143ZM13 157H14V158H13ZM32 157H33V158H32ZM103 157H104V158H103ZM105 157H106V158H105ZM12 158H13V160H12ZM101 158H102V160H101ZM111 158H112V159H111ZM114 158H115V159H114ZM145 158H144V159H145ZM28 159H30V160H28ZM37 159H36V160H37ZM98 159H100L101 162H102V161H103V162H102V163H99V162H100V160H99V162L97 163V160H98ZM104 159H105V160H104ZM116 159H117V162L113 161L114 163H112V160H116ZM135 159H136V158H135ZM0 160H1V159H0ZM2 160H1V161H2ZM19 160H18V162L21 163V161H19ZM43 160H44V159H43ZM43 160H42V161H39V162H40V163H41V162H42V163L44 162V165H45V164H46V163H45V162H46V159H45V161H43ZM181 160H182V159H181ZM186 160H187V159H186ZM3 161H2V166L5 164V162L3 163ZM16 161H17V160H16ZM16 161H15V162H16ZM107 161H108V162H107ZM18 162H17V163H18ZM94 162H95V163H94ZM179 162H180V159H179ZM182 162H183V161H182ZM184 162H185V161H184ZM184 162H183L182 165H184ZM0 163H1V162H0ZM17 163H16V164H17ZM22 163H23V161H22ZM37 163H38V162H37ZM40 163H38L37 165L42 166ZM96 163H97V164H96ZM106 163H107V165L109 164V166H108L107 168H105V166H107V165H105ZM110 163H112V164H110ZM115 163H116V164H115ZM180 163H181V162H180ZM186 163H187V161L185 162V166L188 165V164H186ZM8 164H6V165H7L6 167H5V165H4V167H5L6 169L8 168ZM16 164H15V165H16ZM95 164H96V165H95ZM129 164H130V163H129ZM0 165H1V164H0ZM24 165H25V163H24ZM97 165H98V167H100L101 169H100V168L97 169V168H96ZM99 165H101V166H99ZM110 165H111V166H110ZM112 165H113L114 167H113ZM117 165H118L119 167H118ZM126 165H127V164H126ZM196 165H197V164H196ZM2 166H0V168H1ZM16 166H17V165H16ZM16 166H15V167H16ZM127 166H128V165H127ZM192 166H193V165H192ZM4 167H2L3 170H5ZM20 167L22 168L23 165H22V166L19 165L18 168H20ZM9 168H10V166H9ZM9 168H8V169H9ZM21 168H20V169H21ZM23 168H25V166H24ZM103 168H105V169H107V170H108L109 168H115V169H117V170L120 169V172H119V170H118V172H117V171H115V169H114V172H113V173H115V174H112L111 172H112L113 170L110 169V170H112V171H110V170L107 171V170H106L107 172H106L105 174H103V173L105 172V169L103 170ZM12 169H13V167L9 170L11 173L8 171V172L10 173V174L8 173V175H7L8 178H7V176L4 175V174H7L6 172L4 173V171L1 172V173H3V174L0 173V177H2L3 180H4V178H5V180H6V178H7V181H8L9 177H11L10 175L12 174ZM14 169H15V168H14ZM123 169H124V168H123ZM0 170H1V169H0ZM98 170H99V171H98ZM100 170H101V171H100ZM102 170H103V171H102ZM200 170H201V169H200ZM200 170H199V171H200ZM6 171H7V170H6ZM199 171H198V174H197V173H196V174L194 173L195 176H194V174H191V175L194 176V181H193V177H192L191 175H188L189 177H188L187 175H185L186 178L188 177V179H190L191 181H190V180H189V181H186L185 176H183V177H184V179H183V177H181V175H180V177H179L178 180L181 181V180L183 179L182 182H184V184L186 185L185 182H188L187 184H189V183L194 184V182L198 183L197 181H199V179H200L201 183H200V184L198 183L199 185L197 184V185H194V186L196 187V189H197V186H199L198 188H202V187H203V188H207V190L202 189V190H204V193H205V191H206V192L208 191L207 193L204 194V196H203V194L201 193L202 190H201V191H198L199 194H200V197H201V198H207V196H208V199H202L203 202L206 200L204 203H205L206 206H207V207H206L207 210L210 211V210H212V208L214 209V207L217 206V205H218L219 207L221 206V207L223 208L224 205L222 206L221 203H220V205H219L218 203H212V202L210 201V200H211V197H212V199H214V200H216V198H217L218 201H219V200L221 201V198H222V197H221V196H222V193L220 194V195H221V196H220V195H219V192H217L218 195H219V198L216 197V196H218L217 193H214V191L216 190V189H214V188L216 187V185L214 184L216 179L211 180L212 177H210V180H209V177H206V176L203 177L204 175L201 173L202 170H201V172H199ZM99 172H102V173L99 174ZM118 173H119V174H118ZM106 174H109V175L106 176ZM111 174H112V175H111ZM116 174H118V175H116ZM113 175H116V176H113ZM183 175H184V174H183ZM3 176H4V177H3ZM103 176H104V178H103ZM117 176H118V177H117ZM190 176H191V177H190ZM196 176H199V177H196ZM2 178H0V183L2 182ZM196 178H199V179H196ZM207 180H208V182H207ZM7 181H6V182H7ZM180 181L178 182V187H180V184H179ZM192 181H193V182H192ZM200 181H199V182H200ZM216 181H217V180H216ZM6 182H5V183H6ZM202 182H203V184H202ZM204 182H206V183H204ZM213 182H214V183H213ZM105 183H106V184H105ZM7 184H8V183H7ZM201 184L204 185L205 187L202 186ZM185 185H184V186H185ZM200 185H201V186H200ZM213 185H214V186H213ZM7 186H10L11 189H10L9 191L11 192V194H13V193H12V192H13L12 190H14V189H12L11 185H7ZM184 186H181V187L184 188ZM213 187H214V188H213ZM6 188H8V187H6ZM183 188H182V190H183ZM208 188H209V189H208ZM210 188H211L212 190H211ZM8 189H9V188H8ZM8 189H7V190H4L3 192L0 191V195L2 196L3 194H5L6 191H8ZM213 189H214V191H213ZM0 190H1V189H0ZM178 190H179V189H178ZM197 190H199V189H197ZM209 190H210L211 193L213 192V194H214V196H215L214 198H213V194H212V196H210L211 193L209 192ZM218 190H219V188H218ZM218 190H216V191H218ZM220 190H221V189H220ZM220 190H219V191H220ZM14 191H15V190H14ZM15 192H16V191H15ZM15 192H14V193H15ZM180 192H181V191H180ZM202 192H203V191H202ZM221 192H222V190H221ZM206 194H208V195H206ZM215 194H216V195H215ZM263 194H264V193H262L261 196H262ZM223 195H224V194H223ZM228 195H229V193H228ZM228 195H227V196H228ZM254 195H255V194H254ZM205 196H206V197H205ZM209 196H210V197H209ZM227 196H226L225 198H227ZM256 196H257V195H256ZM258 196H260V195H258ZM261 196H260V198H259V197H258V198H259V199H262V201H263V198H261ZM220 197H221V198H220ZM228 197H230V196H228ZM0 198H1V197H0ZM225 198H224V199H225ZM209 202L212 203V206H213V207L211 206V204H210ZM213 202H214V201H213ZM215 202H217V200H216ZM263 203H264V201H263ZM207 204H208V205H207ZM213 204H217V205H213ZM224 204H225V203H224ZM260 204H261V203H260ZM260 204H259V205H260ZM261 205L263 206L264 204H261ZM261 205L259 206L260 209H261ZM208 207H209V208H208ZM210 207H212V208H210ZM219 207H218L217 209H215V210H216L217 212H219V213H223L224 210H223V209H220L221 207H220V208H219ZM263 208H264V206H263ZM263 208H262V209H263ZM115 211H116L117 216H120V215H121V211H120L119 209H116ZM212 211H214V210H212ZM164 226H165L164 231H165L166 233H167V232H170V231L176 232V234L174 233V235H173V239H172V240L175 242V246H174V248L176 249V247H177V242H178V237H177L178 234H177V230H176V229H173V227L169 226V225H168V221H166V222L164 223ZM161 238H162L163 240H166V239H167V238L164 237V236H161ZM26 259H28V258H26ZM26 259H25V260H26ZM184 259H185V258H183L182 261H184ZM189 259H191V260L189 261L190 264L194 262V259H193V260H192V258H189ZM191 261H192V262H191ZM196 261H197V259L195 260V262H196ZM184 262H186V260H185ZM50 263H51V262H50ZM186 263H188V261H187ZM51 264H53V263H51ZM196 264H197V262H196Z\"/></svg>",
  "mask_w": 264,
  "mask_h": 264
},
{
  "label": "built area",
  "instance_id": "built-area-1",
  "mask_svg": "<svg viewBox=\"0 0 264 264\" xmlns=\"http://www.w3.org/2000/svg\"><path fill=\"white\" fill-rule=\"evenodd\" d=\"M94 231H77L73 234V239L79 244L88 246L95 244V233L105 229L104 222L94 223ZM116 239L115 235L112 236V241ZM147 235L138 230H134L127 227L121 228V237L119 239V248L126 255L136 258L142 253V250L146 244ZM23 264H51L48 261L37 259H26Z\"/></svg>",
  "mask_w": 264,
  "mask_h": 264
}]
</instances>
